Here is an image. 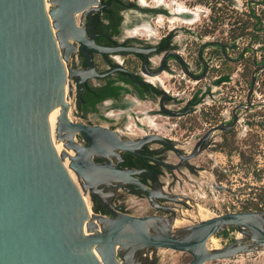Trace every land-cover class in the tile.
<instances>
[{
    "label": "water",
    "instance_id": "1",
    "mask_svg": "<svg viewBox=\"0 0 264 264\" xmlns=\"http://www.w3.org/2000/svg\"><path fill=\"white\" fill-rule=\"evenodd\" d=\"M98 4L0 0V264H137L136 250L156 248L189 254L187 264H204L263 248L264 210L229 211L174 232V205L157 206L153 197L163 194L147 187L137 176L139 170L118 168L106 156L104 162L89 157L103 144L127 149L119 132L69 117V79L78 75L67 63L72 43L82 46L91 70L87 48L115 50L87 42L77 22ZM52 107L59 108L56 125ZM75 135L86 144L78 143ZM204 137L189 155L177 153L179 158L199 154ZM146 140L175 149L170 138L158 133L146 132L140 141ZM107 179L142 192L151 206L171 218L162 223V215H134L106 202L109 216L89 210L85 195L100 194L97 184ZM176 198L168 200L179 202ZM231 226L246 240L235 237L221 248L208 249L209 238Z\"/></svg>",
    "mask_w": 264,
    "mask_h": 264
},
{
    "label": "flooded vegetation",
    "instance_id": "2",
    "mask_svg": "<svg viewBox=\"0 0 264 264\" xmlns=\"http://www.w3.org/2000/svg\"><path fill=\"white\" fill-rule=\"evenodd\" d=\"M160 12L173 14L163 7H145L134 0H99L97 9L85 14L82 23L77 17L87 42L93 41L99 46L115 50L102 53L87 48L93 64L91 70L82 46L72 43L74 50L70 52L67 63L78 75L72 78L73 86L69 93L72 92L73 108L81 121L119 132L121 140L127 145V149L119 150L103 144L96 147L89 157L95 162H104L106 156L118 168L139 170L138 178L155 194H163L153 197L154 203L157 206L174 205L176 209L183 198L179 197V202L169 201L176 194L164 187L167 183L161 177L181 168L196 171L190 164L194 157L180 159L178 154L186 156L192 153L202 136L205 137L199 146L208 162L216 152L227 158L237 155L238 160L243 158L250 163L257 161V146H262L258 138L264 134V42H259L256 32H251L242 46L240 41L244 37L237 34L233 43L223 38L213 40L215 43L202 40L193 51L191 44L180 42L177 34L179 29L175 27L159 36L147 34L143 37L142 34H136L138 32L134 30L137 27L143 23L152 25L155 14ZM209 45L217 48V63H213L216 57L211 54L204 59V49ZM121 48H133L135 51ZM178 76H181V80H178ZM193 79L202 84L191 93L185 92L188 87L185 82ZM78 80H81V87ZM137 102L153 106L144 111L136 110ZM200 103L205 105L203 113L206 127L190 151L182 150L181 145L173 139L175 149L153 140L141 142L145 134L133 138L124 134L125 130L128 131L125 126L128 118L139 121L137 113L183 117L192 113ZM74 138L78 143L86 144L79 135ZM111 150L114 154L109 153ZM168 153L176 158V162L168 160ZM176 165V169L171 168ZM222 171L227 175L230 169ZM120 184L116 179L97 184L101 193L90 196L96 212L109 216L106 203L128 212L124 202L119 201L127 194L146 199L142 192L127 184ZM153 208L155 213L151 214L161 211ZM161 212L163 214L159 215L165 218L160 221L165 223L171 214ZM155 250H136L133 260L137 264H155L151 256Z\"/></svg>",
    "mask_w": 264,
    "mask_h": 264
},
{
    "label": "rangeland",
    "instance_id": "3",
    "mask_svg": "<svg viewBox=\"0 0 264 264\" xmlns=\"http://www.w3.org/2000/svg\"><path fill=\"white\" fill-rule=\"evenodd\" d=\"M134 1L140 2L145 7H163L167 12L173 14L174 5L171 3L172 1L182 3L190 9L199 7L201 11L198 12V18L193 23L182 22L181 16L168 15L164 12L155 14L153 23H151L154 28L152 36H159L173 27L179 29L177 34L180 42L191 44L193 51L196 50L202 40L213 41L223 38L225 41L232 40L233 43V38L237 34L244 37L240 41V46H242L249 39L251 32H256L257 40L264 42V31L253 26L256 18L250 14L251 10L259 16L260 22L257 26H262V29H264V0H237L234 2L221 0H163L162 3H156V0ZM137 32V35L142 34L143 37L147 35V32L143 30H137ZM210 54L216 57L213 63H217V48L211 45L207 46L203 53L204 59ZM180 74L182 75V73ZM180 77H177L178 80H181ZM185 79L188 78L185 77ZM185 84L188 85L185 92L191 93L202 83L193 79L186 81ZM152 106L153 104L149 103H135L136 110L144 111ZM204 106L203 103H200L192 113L183 117L137 113L136 117L139 121L128 118L125 122L128 131L125 130L126 133L124 134L133 138L143 136L146 132L158 133L178 142L182 150L190 151L192 145L206 127L203 113ZM69 117L73 121L81 122L74 108L69 110ZM150 118L153 124L148 120ZM118 129L121 131L120 128ZM261 136L258 139L261 140L262 146H257L256 162L250 163L243 158L238 160L237 155L233 158H227L220 152H216L208 162L206 155L200 152L190 161V164L197 169L196 171L190 172L187 168H181L179 171H173V173H167V176L161 177V180L167 183L164 186L166 189L183 198L176 206L179 208L175 215L182 222L176 224L173 230L229 211L264 210V134H261ZM168 160L176 162V158L171 153H168ZM208 166H210V169ZM222 169H230V172L224 175ZM172 175H175V177H172ZM213 184L226 186L228 190H217L213 187ZM182 194H185V197ZM185 199L188 200V203L184 201ZM85 200L92 210V200L88 193L85 195ZM119 201L124 202L126 211L131 214L155 213V209L139 195L127 194L124 199ZM255 204H258V206L256 207ZM180 209L182 213H180ZM156 213L163 214L161 211ZM235 237L246 240L245 236L239 234L237 229H232L226 235H212L207 241V247H210L208 249L221 248ZM151 256L155 264H187L191 259V256L187 253L168 248H156ZM236 258L240 262L242 261L241 264H248L241 253H238ZM204 264H211V261ZM228 264L233 263L228 262Z\"/></svg>",
    "mask_w": 264,
    "mask_h": 264
},
{
    "label": "bare ground",
    "instance_id": "4",
    "mask_svg": "<svg viewBox=\"0 0 264 264\" xmlns=\"http://www.w3.org/2000/svg\"><path fill=\"white\" fill-rule=\"evenodd\" d=\"M142 1H144V0H142ZM163 2V0H156V3H162ZM173 5H174V7H173V12H174V14L175 15H178V16H180L182 13H187V14H189L188 16H186V17H181L182 19H181V21L182 22H185V23H193L194 21H196L197 20V18H198V12L199 11H201L200 9H199V7H195L196 9H190V8H188V7H186L185 5H183L182 3H175V1H172L171 2ZM177 19H179V18H177ZM147 22V21H146ZM153 23V22H152ZM137 30H143V31H146L147 32V34H148V36H151L153 33H154V28L151 26V25H149V23H143V24H141L140 25V27H137L136 28ZM134 30L135 32L137 31V30ZM133 31V30H132ZM52 111H53V116H54V121H55V125H56V120H57V116H58V114H59V108L58 107H52ZM148 120H150V123L151 124H153V121H151V118L150 119H148ZM70 154H72V151H70ZM85 198V197H84ZM86 201V200H85ZM87 203V202H86ZM88 205V204H87ZM201 207V206H200ZM88 208H89V210H91V208L88 206ZM201 209V208H200ZM204 209V208H203ZM176 219H174V226L176 225V224H179L180 222H182L181 220H179V218H177V217H175ZM202 218H204V217H202ZM184 220V219H183ZM212 237V236H211ZM210 237V238H211ZM215 240V239H214ZM216 244V243H215ZM216 247V246H215ZM208 248H210V247H208ZM97 254V253H96Z\"/></svg>",
    "mask_w": 264,
    "mask_h": 264
},
{
    "label": "built area",
    "instance_id": "5",
    "mask_svg": "<svg viewBox=\"0 0 264 264\" xmlns=\"http://www.w3.org/2000/svg\"><path fill=\"white\" fill-rule=\"evenodd\" d=\"M73 86V80L72 78L69 79V90L71 89V87ZM68 104H69V110L71 108H73V95L72 92L69 93L68 95ZM185 197V195H184ZM186 203H188V200L185 199L184 200ZM179 207H177L175 209V211H177ZM180 213L181 209H180ZM242 255H244V259H246L248 261V264H264V247L254 250V251H248V252H243L241 253ZM238 255V254H237ZM237 255H234L230 258H226V259H220V260H213V262L211 261V264H228V262H231L233 264H241V262L236 258Z\"/></svg>",
    "mask_w": 264,
    "mask_h": 264
},
{
    "label": "trees",
    "instance_id": "6",
    "mask_svg": "<svg viewBox=\"0 0 264 264\" xmlns=\"http://www.w3.org/2000/svg\"><path fill=\"white\" fill-rule=\"evenodd\" d=\"M250 14H251V16H254L256 18V21L254 22L253 26L255 28L257 27L256 29H262V26H257V24H259V22H260L259 16L255 15L254 12H251V10H250ZM255 206L257 207L258 204H255ZM232 229H236V228L231 226V227L226 228V229H224V230H222L220 232L215 233L214 235H217V236L222 235V234L226 235L228 233V231L232 230Z\"/></svg>",
    "mask_w": 264,
    "mask_h": 264
}]
</instances>
